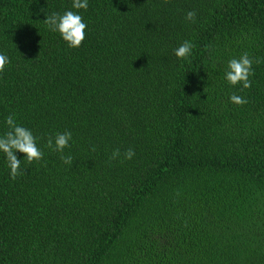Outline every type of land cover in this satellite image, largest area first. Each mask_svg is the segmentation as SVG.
<instances>
[{"label":"trees","instance_id":"obj_1","mask_svg":"<svg viewBox=\"0 0 264 264\" xmlns=\"http://www.w3.org/2000/svg\"><path fill=\"white\" fill-rule=\"evenodd\" d=\"M72 2L0 0V135L14 114L44 154L12 180L0 152V264H264V0ZM69 10L79 48L43 23ZM245 52L250 89L225 80Z\"/></svg>","mask_w":264,"mask_h":264},{"label":"clouds","instance_id":"obj_2","mask_svg":"<svg viewBox=\"0 0 264 264\" xmlns=\"http://www.w3.org/2000/svg\"><path fill=\"white\" fill-rule=\"evenodd\" d=\"M170 0H164V3H169ZM72 7L76 10H87L88 0H73ZM185 20L195 23L196 12L188 11L185 14ZM43 23L48 27L49 31L58 32L62 39L67 43L69 48H79L86 39L87 25L83 21V17L74 11H66L58 14L53 12L51 15H46ZM195 45L188 40H185L178 48L174 50V55L179 60H188L192 55V50ZM259 63V60L253 61L247 52L243 53L239 58L229 60L227 70L225 72L226 82L232 86H242V89H250L252 87L251 76L254 75L253 63ZM9 59L6 55L0 54V75H2ZM231 103L236 106H243L248 103L247 99L231 94L229 97ZM5 123L8 130L0 135V152L6 157L8 167L10 169V178L12 180L24 174V169L21 168L22 160L18 159L16 153H21L24 156L23 161L27 164L40 163L43 160V152L37 146V138L32 131L23 125L16 122L15 116L9 115L5 118ZM72 133L65 131L56 133L55 137L47 139L46 147L60 154L61 161L66 165H72L73 158L71 155H64V150L70 147ZM95 151V148L92 149ZM135 155L133 149L129 148L123 153L125 160H131ZM121 156L120 150L115 149L112 152V160H116Z\"/></svg>","mask_w":264,"mask_h":264}]
</instances>
